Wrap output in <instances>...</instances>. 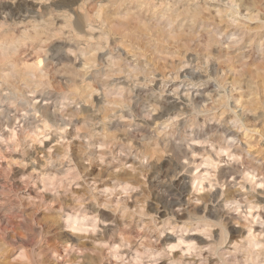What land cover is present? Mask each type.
Returning a JSON list of instances; mask_svg holds the SVG:
<instances>
[{
  "label": "rangeland",
  "instance_id": "rangeland-1",
  "mask_svg": "<svg viewBox=\"0 0 264 264\" xmlns=\"http://www.w3.org/2000/svg\"><path fill=\"white\" fill-rule=\"evenodd\" d=\"M5 1L0 264H264V0Z\"/></svg>",
  "mask_w": 264,
  "mask_h": 264
},
{
  "label": "bare ground",
  "instance_id": "bare-ground-1",
  "mask_svg": "<svg viewBox=\"0 0 264 264\" xmlns=\"http://www.w3.org/2000/svg\"><path fill=\"white\" fill-rule=\"evenodd\" d=\"M7 1V0H6ZM5 1V2H6ZM82 1V0H81ZM38 2V1H37ZM76 2H78V1H76ZM10 3L12 4V6L13 7H18V8H20L19 7V5H20V3H21V0H11L10 1ZM36 3V2H35ZM40 3V2H39ZM30 4H31V2H30ZM83 3H81L80 4V6L82 5ZM32 5V4H31ZM78 5V4H77ZM22 6V5H21ZM24 6V5H23ZM75 6H76V4H75ZM38 7H39V4H37V6H36V4H34L33 5V9H38ZM22 8V7H21ZM24 8V7H23ZM22 8V9H23ZM29 8V7H28ZM27 8V9H28ZM80 7H78V10H80L79 9ZM21 9V10H22ZM27 9H25L26 11H27ZM31 9V8H30ZM17 10H19V9H17ZM20 11V10H19ZM30 11V10H29ZM21 12V11H20ZM24 12V11H23ZM31 12V11H30ZM25 13V12H24ZM40 13V12H39ZM26 15H27V13H26ZM25 15V16H26ZM28 15H30V14H28ZM27 17V16H26ZM25 18V17H24ZM23 18V19H24ZM186 68V67H185ZM187 69H189V68H187ZM183 71H184V68L182 69ZM190 70V69H189ZM186 71H188V70H186ZM182 72V71H181ZM196 72V71H195ZM198 73H199V71H197ZM182 73H184V72H182ZM189 73H190V71H189ZM182 75V74H181ZM183 75H185V74H183ZM190 75V74H189ZM191 75L192 76H197V74L196 73H194V72H191ZM200 75L201 74H199V77L198 78H200ZM192 76H190V77H192ZM203 77H205V76H203ZM191 80H192V78H190ZM195 80H197L196 78H195ZM200 80V79H199ZM205 80V79H204ZM192 81H194V80H192ZM203 81V80H202ZM186 84V83H185ZM200 84V83H199ZM196 86V85H195ZM200 86V85H199ZM185 88V87H184ZM190 89V88H189ZM166 90V89H165ZM204 90V89H203ZM171 91V90H170ZM169 91V92H170ZM193 91V90H192ZM168 92V91H167ZM171 93V92H170ZM173 93V92H172ZM176 93V92H175ZM189 93V92H188ZM202 92H201V90L200 89H198V88H196V89H194V96H193V98L195 97V96H200V97H203V95L201 94ZM178 94H180V92L178 93ZM177 94V95H178ZM184 94V93H183ZM192 94V93H191ZM204 95H206V94H204ZM174 96V95H173ZM184 96H185V94H184ZM184 96H178V97H173L174 99H170L171 100V102H170V104L166 107V108H162L163 110H164V112L163 113H161V114H159V115H157V116H159L158 117V119L160 118V117H162V116H168V115H170V113L172 112V111H175V110H183V106H185V100H186V98H188V96L187 97H184ZM200 97H198L199 99H200ZM189 98H190V96H189ZM188 98V99H189ZM192 98V99H193ZM197 98V97H196ZM168 99V98H167ZM203 99H204V97H203ZM194 100H196L195 98H194ZM202 100V99H201ZM201 100L199 101V102H201ZM204 100H206V99H204ZM203 100V101H204ZM169 101V100H168ZM189 101V100H188ZM191 101V100H190ZM197 102V101H196ZM187 103H190V102H187ZM187 105V104H186ZM161 108V107H160ZM189 108V107H188ZM187 107H185V110L186 109H188ZM153 111V110H152ZM157 112V111H156ZM156 112L154 113V114H156ZM178 112V111H177ZM185 112V111H184ZM179 113H177L176 115H178ZM175 115V116H176ZM155 116V115H154ZM153 116V118H155ZM164 116V117H165ZM168 117H166V119H167ZM170 118H172L171 116H170ZM151 120H153L152 122H154V119H151ZM160 121H162L163 119H159ZM158 121V120H157ZM157 121H155V122H157ZM169 121V120H168ZM159 122V121H158ZM167 123V122H166ZM166 123H164V124H166ZM169 123V122H168ZM154 124V123H153ZM188 182V181H187ZM184 185V184H183ZM182 185V186H183ZM184 187V186H183ZM186 189V188H185ZM181 190V189H180ZM180 193V192H179ZM191 194V193H190ZM184 195H188V190L186 191V190H183V188H182V191H181V195L180 196H183L184 197ZM191 196V195H190ZM182 197V198H183ZM187 197V196H186ZM186 197H184V198H186ZM192 197V196H191ZM190 198V197H189ZM180 199V198H179ZM183 200V199H182ZM185 200V199H184Z\"/></svg>",
  "mask_w": 264,
  "mask_h": 264
}]
</instances>
